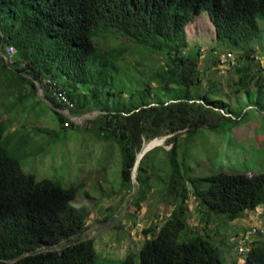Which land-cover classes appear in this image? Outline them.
<instances>
[{
  "label": "trees",
  "instance_id": "obj_1",
  "mask_svg": "<svg viewBox=\"0 0 264 264\" xmlns=\"http://www.w3.org/2000/svg\"><path fill=\"white\" fill-rule=\"evenodd\" d=\"M202 11L224 51L238 55L231 65L236 77L231 93H241L244 101L236 100L233 108L225 109L215 88L200 94L198 54H188L186 27ZM258 20L264 24V0H0V98L14 97L9 108L0 106V264H95L97 258L92 240L71 241L85 230L90 214L72 205L80 185L65 189L26 173L17 155L27 137L15 139L25 124L8 132L18 108L29 100H35V107L44 105L36 83L44 99L65 110L51 98L47 81L66 93L70 115L98 113L84 125L99 140L118 144L121 188H132L133 169L145 145L162 144L160 139L167 137L165 193L173 197V209L156 234L145 231L150 238L139 251L138 264H224L209 233L202 235L188 224L184 184L191 186L205 221L214 216L233 221L264 207V172L196 177L188 147L203 129L231 134L250 115L264 116V74L255 61L258 54L264 56ZM107 38L119 43L100 46ZM257 42L261 49L256 54ZM129 43L161 56L164 64L132 68L142 79L131 78L120 67ZM10 46L16 52L12 65L3 57ZM52 111L62 130L76 125ZM35 132L52 134L41 128ZM153 151L142 156L135 171L139 201L150 187L145 161ZM122 264L134 262L128 258ZM243 264H264V232L247 246Z\"/></svg>",
  "mask_w": 264,
  "mask_h": 264
},
{
  "label": "rangeland",
  "instance_id": "obj_2",
  "mask_svg": "<svg viewBox=\"0 0 264 264\" xmlns=\"http://www.w3.org/2000/svg\"><path fill=\"white\" fill-rule=\"evenodd\" d=\"M258 24L264 31L263 22L258 20ZM186 34L188 54H198L200 94L215 88L216 96L225 104V109L235 107L236 100L243 102L244 96L241 93H231L232 84L236 80L234 68L219 65L216 60L228 51H224L223 46L216 41L214 28L205 11L186 27ZM119 39L124 41L122 37ZM119 41L107 38L100 41V46L109 48ZM129 47L130 53L120 67L131 78L142 79L131 72L132 68L141 71L164 64V59L159 55L134 48L131 43ZM254 47L257 54L261 49L260 44L254 43ZM231 54L233 57L238 56L235 52ZM257 56L255 61L264 74V56ZM13 98H0V106L3 104L9 108ZM34 101L29 100L23 108H18L12 125L8 127V132H14L22 123L25 124V131H21L15 138L19 139L22 134L27 137L24 138L27 139L26 147L17 155L22 169L36 180L50 179L65 189L80 185L72 205L85 207L90 214L85 230L71 241L92 240L97 256L95 264H122L128 258L138 264L139 251L145 240L150 238V234L145 231L151 229L156 234L173 209V197L165 193L169 174L165 151L171 148L163 143L167 137L160 139L162 144L159 141L146 144L137 157L136 168L144 150L154 149L145 161L144 177L149 179L150 187L139 201L140 188L136 172L132 174V188H121V154L118 144L111 139L99 140L94 130L84 125L87 120L97 116L95 112L87 113L86 120L77 117L75 123L79 124L64 131L54 112L45 104L35 107ZM6 117L2 115V119ZM36 128L47 129L52 134H39L35 132ZM13 145L12 141L10 147ZM188 163L196 177L219 172L244 174L248 177L263 173L264 116L250 115L231 134H216L206 129L199 131L188 147ZM184 187L188 194L187 222L192 230L202 235L209 233L213 244L223 252L224 264H243L244 255L240 254L239 249H246L257 237V232H264V207L245 212L242 218L233 221H225L221 216L210 217L205 221L204 212L192 196L191 186L185 183ZM66 244L64 242L56 249Z\"/></svg>",
  "mask_w": 264,
  "mask_h": 264
},
{
  "label": "built area",
  "instance_id": "obj_3",
  "mask_svg": "<svg viewBox=\"0 0 264 264\" xmlns=\"http://www.w3.org/2000/svg\"><path fill=\"white\" fill-rule=\"evenodd\" d=\"M15 53H16L15 49L12 46H10L6 49V52L4 55V59H5L6 64L12 65L15 63V61H16ZM234 61H235V57H233V55L231 53H227V54H222L220 56L218 64L231 66V65L235 64ZM47 84L50 86L49 88H50L51 98H53L56 103L64 106L65 110H63V111L65 113H69V109L72 108V104L69 101L68 97L66 96V93L64 91L60 90L59 88H57L56 84L51 82V81H47ZM76 119L70 120V121L75 123ZM75 124H79V123H75ZM239 252L241 255H244L246 252V249L240 248Z\"/></svg>",
  "mask_w": 264,
  "mask_h": 264
},
{
  "label": "water",
  "instance_id": "obj_4",
  "mask_svg": "<svg viewBox=\"0 0 264 264\" xmlns=\"http://www.w3.org/2000/svg\"><path fill=\"white\" fill-rule=\"evenodd\" d=\"M4 57V56H3ZM5 60V59H4ZM36 86H37V96L41 99V101L46 105V106H48L50 109H52V110H54V111H57V112H59V113H61V114H63L65 117H67L68 119H70V120H74V119H76L77 117H74V116H72V115H70L69 113H65L64 111H60V110H57L49 101H47L46 99H44V97H43V95H42V93H41V88L39 87V85H38V83H36ZM96 115L98 114V113H95ZM79 118H81V119H83V120H86L87 119V114L86 115H82V116H80ZM151 143V142H150ZM149 143V144H150ZM148 144V145H149ZM149 150V149H148ZM148 150H144V152H143V155L145 154V153H147L148 152ZM138 163V161H136V164ZM136 164H135V167H134V169H133V174H134V172H135V170H136Z\"/></svg>",
  "mask_w": 264,
  "mask_h": 264
}]
</instances>
